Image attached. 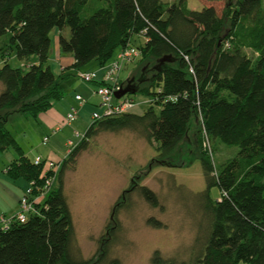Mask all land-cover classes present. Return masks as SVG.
I'll list each match as a JSON object with an SVG mask.
<instances>
[{
  "label": "trees",
  "instance_id": "16d2710c",
  "mask_svg": "<svg viewBox=\"0 0 264 264\" xmlns=\"http://www.w3.org/2000/svg\"><path fill=\"white\" fill-rule=\"evenodd\" d=\"M224 2L218 14L212 5L188 8L186 0H0V153L12 148L19 154L5 173L33 181L32 196L44 185L42 164L34 165L6 128L11 113L36 118L62 99L64 79L91 62L93 67L104 65L120 48L133 45V35L144 38L135 46L140 49V75L120 82L125 87L130 80L129 86L149 103L141 113L129 111L87 125L83 137L60 160L57 183L36 202L35 212L23 222L0 227V264L103 260L104 248L94 262L74 249L72 217L61 188L64 167L98 132L122 129L157 142L153 161L175 166L198 116L197 142L200 131L207 141L234 145L237 152L219 169L203 152L199 157L206 182L200 204L208 228L187 264H264V7L262 0ZM54 27L58 50L73 59L57 75L46 63ZM12 52L18 59L35 55L37 61L26 69L12 66ZM212 185L220 191L216 199L209 195ZM138 191L156 205L151 189L141 185ZM147 221L160 224L153 218ZM150 263L173 264L158 251Z\"/></svg>",
  "mask_w": 264,
  "mask_h": 264
},
{
  "label": "rangeland",
  "instance_id": "374dc122",
  "mask_svg": "<svg viewBox=\"0 0 264 264\" xmlns=\"http://www.w3.org/2000/svg\"><path fill=\"white\" fill-rule=\"evenodd\" d=\"M162 1L169 3L172 0ZM224 1L186 0V6L199 10L203 4L212 5L221 14ZM262 5L264 7V0ZM64 29V35L67 36L69 28ZM57 32L58 29L54 27L49 33L46 62L55 75L60 73ZM143 42L142 36L133 35L130 39L134 46L142 45ZM8 61L12 66L26 69L29 63L37 61V57L30 55L18 59L12 52ZM93 66L94 62H91L82 70ZM141 66H138V59L125 64L118 73V79L123 82L131 76L137 78ZM149 74L150 71H147L145 76ZM63 85L65 94L58 105L53 106L60 120L70 103L78 105L72 99L76 93L88 101L83 105L81 117L79 115L71 124L62 126V120H59L56 126L60 129L55 130V125H45L40 117L33 118L18 112L11 113L6 122V128L30 160L39 155L46 160L60 161L70 149L66 145L67 139H71L74 144L80 140L73 135V130L82 135L91 121L90 112L96 107L91 106L90 102L97 101L90 91L94 84L82 82L75 74L64 79ZM126 95L134 101L132 112L141 113L149 105L147 97L137 91ZM200 127L198 116L191 122L186 141L179 148V155L175 154L178 158L174 159L177 162L175 166H164L153 161L157 142L149 143L139 131H100L89 139L86 148L64 167L61 176L62 192L73 222L74 249H77L80 257L91 258L94 262L103 255L100 254L104 248V259L92 264H151L150 258L154 251L173 264H187L190 261L202 244L208 228V220L200 204L206 182L199 157L203 152L215 169H219L237 152L236 146L218 140L205 141L204 145L200 131L197 142L194 130ZM43 136H48L44 144L41 142ZM18 155L12 148L0 153V213L7 217L18 211V199L14 198L18 194V186L23 185L24 192L28 186L26 180L10 178L4 172V168ZM4 176L10 183L2 180ZM56 183L55 177L52 184ZM141 185L155 193V206L140 195L138 187ZM209 195L212 199L219 197L217 185L209 188ZM149 218L156 219L160 224L148 223ZM102 242L106 245L102 246Z\"/></svg>",
  "mask_w": 264,
  "mask_h": 264
},
{
  "label": "built area",
  "instance_id": "2783aa9c",
  "mask_svg": "<svg viewBox=\"0 0 264 264\" xmlns=\"http://www.w3.org/2000/svg\"><path fill=\"white\" fill-rule=\"evenodd\" d=\"M140 56V49L134 45H126L120 48L115 54L114 58L105 63L102 66H98L95 69L81 70L76 74L79 79L84 83H93L91 88V94L97 97V103L90 112V119L92 121L99 120L101 118H107L112 116L121 115L123 113L131 111L134 106V101L126 93L116 97L115 92L120 91L123 86L118 79V73L121 68L134 61ZM74 99L78 102L77 106H70L65 116L62 119V126L69 125L73 120L77 119L80 112V106L86 103L80 94H75ZM89 122V123H90ZM60 127H56L55 130H59ZM84 134V133H83ZM77 130H73V135L76 138L81 139L83 137ZM204 134V131H203ZM203 144L206 145L207 139L204 134ZM48 141V136H43L42 144ZM206 141V142H205ZM67 146L70 149L75 145L71 139H67ZM69 149V150H70ZM68 150V151H69ZM34 165L42 164V176L44 178V185L42 188H38V194L32 196L33 181L28 182V186L23 191L22 195L18 199V211L12 216H5L0 213V227L7 228L12 221L23 222L29 213L35 212V204L44 196L45 192L51 187L52 181L55 178L56 172L60 166V161L54 162L52 160H46L39 155H35L32 158ZM46 165L44 168L43 165Z\"/></svg>",
  "mask_w": 264,
  "mask_h": 264
},
{
  "label": "crops",
  "instance_id": "0c3cea01",
  "mask_svg": "<svg viewBox=\"0 0 264 264\" xmlns=\"http://www.w3.org/2000/svg\"><path fill=\"white\" fill-rule=\"evenodd\" d=\"M137 36H140V35H137ZM56 47H57V50H58V45H57V41H56ZM57 55H58V58H57V61H58V63H59V69H60V71H62L63 69H65V68H67L72 62H73V59H72V57L71 56H69V55H63V54H60V53H57ZM92 68H97V67H91L90 69H92ZM59 71V72H60ZM90 90H91V87H90ZM77 94V93H76ZM89 97V96H88ZM73 101H76L75 99H74V96H73ZM61 100V99H60ZM59 100V101H60ZM59 101H57V102H55L54 104H53V106L54 105H56ZM88 101H86V103H87ZM96 100H93V101H91L90 102V104H91V106H94L95 104H96ZM58 105V104H57ZM53 106L52 107H50L48 110H46L45 112H43V113H41V114H39L37 117H40V120L45 124V125H49V126H53V125H55V127H54V129L56 128V127H58V126H56V124L59 122V118L57 117V111L55 110V108H53ZM70 106H73V104L72 103H70L69 104V107ZM82 106V107H81ZM80 107V112H79V117H81V112L83 111L82 109H83V105H81ZM69 109V108H68ZM68 111V110H67ZM63 119V118H62ZM61 119V120H62ZM60 120V121H61ZM4 172H5V168H4ZM5 175V174H4ZM2 180H6V181H8L9 182V179L6 177V176H4L3 177V179ZM10 183V182H9ZM18 185V184H17ZM18 188H19V190H18V194L17 195H15V200H17V199H19V197L21 196V194L23 193V191H24V189H23V185H19L18 186ZM25 188V187H24Z\"/></svg>",
  "mask_w": 264,
  "mask_h": 264
},
{
  "label": "water",
  "instance_id": "95a60500",
  "mask_svg": "<svg viewBox=\"0 0 264 264\" xmlns=\"http://www.w3.org/2000/svg\"><path fill=\"white\" fill-rule=\"evenodd\" d=\"M162 59H164V58H162ZM129 84H130V80L127 81V84H126L125 87H123L120 91L115 92L114 95L116 97H119L120 95H122L124 93H128V92L129 93H132V92H134L135 91V88L129 86Z\"/></svg>",
  "mask_w": 264,
  "mask_h": 264
}]
</instances>
